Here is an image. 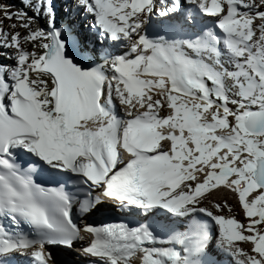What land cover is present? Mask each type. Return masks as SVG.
I'll return each instance as SVG.
<instances>
[{"label":"snow or ice","instance_id":"1","mask_svg":"<svg viewBox=\"0 0 264 264\" xmlns=\"http://www.w3.org/2000/svg\"><path fill=\"white\" fill-rule=\"evenodd\" d=\"M21 3H0L27 33L0 21L14 61L0 65V264H54L46 246L82 232L90 264H218L213 237L235 264H264V0H67L59 24L55 0ZM37 166L63 181L41 186ZM219 186L247 223L204 206ZM105 205L132 219L83 223Z\"/></svg>","mask_w":264,"mask_h":264},{"label":"bare ground","instance_id":"2","mask_svg":"<svg viewBox=\"0 0 264 264\" xmlns=\"http://www.w3.org/2000/svg\"><path fill=\"white\" fill-rule=\"evenodd\" d=\"M58 0H55V2H57ZM24 7V5H22V8ZM75 11V10H74ZM30 15H31V13H29ZM83 14V12H80V13H77V12H75V14L74 15H77V16H79V15H82ZM89 16H91V15H87V17H89ZM68 20V19H67ZM42 23H44V21L43 20H40V21H38L36 24L37 25H41L42 26ZM86 23V22H85ZM36 24H34V27H38ZM259 23H257V25H258ZM43 27V26H42ZM5 29L7 30V31H9V32H12V31H18V32H20L22 35H26L27 33L25 32V31H22V30H19L18 28H16L15 30H13L12 28L10 29L9 27H5ZM258 34V33H257ZM24 47L27 49V50H29V51H31L32 50V45L31 44H25L24 45ZM8 52H9V54L11 55V53L10 52H13V51H10V49H6ZM116 102L118 103V100H116ZM115 101H114V103L116 104V109L118 110V111H120V109H119V107H118V105H117V103H116ZM219 192H222V194H225V193H228L229 194V192H230V189H227V188H225V187H223L222 188V190H219L217 193H219ZM224 192V193H223ZM225 200V199H224ZM223 200V201H224ZM222 201V202H223ZM229 206V205H228ZM212 207V206H211ZM230 207V206H229ZM101 209L103 210V209H105V210H108L106 207H104V206H102L101 207ZM213 209H214V207H213ZM228 209V208H227ZM230 209H232L231 207H230ZM232 211V210H231ZM230 211V213H232ZM226 211H222L221 213H219V214H222V215H226L227 213H225ZM242 243H244V242H241V243H238V244H242ZM250 246H251V244H249ZM241 248H244L245 247V245L244 244H242L241 246H240ZM73 249H71V251L70 250H63V252L65 253V255L66 256H69V255H74L73 254ZM214 256H219V254H213Z\"/></svg>","mask_w":264,"mask_h":264},{"label":"rangeland","instance_id":"3","mask_svg":"<svg viewBox=\"0 0 264 264\" xmlns=\"http://www.w3.org/2000/svg\"><path fill=\"white\" fill-rule=\"evenodd\" d=\"M0 3H4V4H8V5H11L12 7H11V11H13V12H15L16 10H18V9H21L22 8V3H21V0H0ZM0 21H2L3 22V25H4V28L5 27H9L12 23H14L15 21H10V20H5L4 18H3V16H2V14H0ZM10 28V27H9ZM19 30H22V31H25L24 29H22V28H20V27H17ZM11 29V28H10ZM3 50H6V49H3ZM7 51V50H6ZM10 51H13V50H11L10 49ZM11 54H12V52H10ZM224 193V192H223ZM218 195L219 194H222V192H219V193H217ZM207 203H209L212 207L211 208H213V204H214V202H212L211 200L210 201H207ZM222 206H223V203H220ZM231 208H232V210L234 211L233 212V214L235 215V213H236V210H235V207L233 206V205H229ZM214 211H215V208H214ZM223 211H226L227 213H228V210H227V208H224V210ZM225 212V213H226ZM229 216H231V214H228ZM242 244H244L245 245V247L243 248L244 250H247V247H248V245L249 244H247V242H244V243H242ZM242 244H239L240 246L242 245ZM250 246V245H249ZM249 248V247H248Z\"/></svg>","mask_w":264,"mask_h":264}]
</instances>
